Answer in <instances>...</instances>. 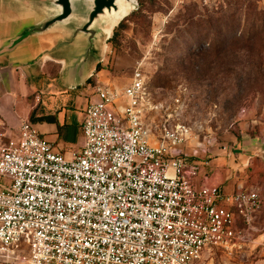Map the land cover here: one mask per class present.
Here are the masks:
<instances>
[{"label": "built area", "instance_id": "2783aa9c", "mask_svg": "<svg viewBox=\"0 0 264 264\" xmlns=\"http://www.w3.org/2000/svg\"><path fill=\"white\" fill-rule=\"evenodd\" d=\"M157 113L137 67L122 91L97 88L71 159L28 121L0 141V263L198 264L206 250L243 251L264 192L196 186L214 141L189 147L191 127Z\"/></svg>", "mask_w": 264, "mask_h": 264}, {"label": "rangeland", "instance_id": "374dc122", "mask_svg": "<svg viewBox=\"0 0 264 264\" xmlns=\"http://www.w3.org/2000/svg\"><path fill=\"white\" fill-rule=\"evenodd\" d=\"M105 22L100 18L96 29ZM120 23L110 37L100 32L108 69L122 87L139 67L159 108L149 120L184 122L194 133L189 147L207 140L264 142V0H137ZM236 42L225 59L200 60L201 46ZM243 252L211 249L198 264H241Z\"/></svg>", "mask_w": 264, "mask_h": 264}, {"label": "crops", "instance_id": "0c3cea01", "mask_svg": "<svg viewBox=\"0 0 264 264\" xmlns=\"http://www.w3.org/2000/svg\"><path fill=\"white\" fill-rule=\"evenodd\" d=\"M48 18L32 0H0V137L17 136L28 121L55 152L71 159L82 150L81 123L97 88L122 91L132 75L119 86V77L108 69L107 44L98 37L89 51L87 36H73V28L79 26L75 18L25 35ZM263 143L241 138L228 146L214 145L209 156L197 157L195 185L214 187L228 196L239 191L263 193ZM4 183L0 177V185ZM236 224L242 227L241 221ZM251 239L241 264H264V207Z\"/></svg>", "mask_w": 264, "mask_h": 264}, {"label": "water", "instance_id": "95a60500", "mask_svg": "<svg viewBox=\"0 0 264 264\" xmlns=\"http://www.w3.org/2000/svg\"><path fill=\"white\" fill-rule=\"evenodd\" d=\"M40 5L49 15L41 25L32 27L25 35L44 32L56 24H63L71 19H77L79 26L73 28L75 37L83 34L88 37L89 51L93 41L101 38V31L96 29L100 18H104L105 10L116 9V0H32ZM103 33V32H102Z\"/></svg>", "mask_w": 264, "mask_h": 264}, {"label": "bare ground", "instance_id": "6f19581e", "mask_svg": "<svg viewBox=\"0 0 264 264\" xmlns=\"http://www.w3.org/2000/svg\"><path fill=\"white\" fill-rule=\"evenodd\" d=\"M115 5L116 9L104 12L106 22L102 32L107 37H110L114 28L135 10L137 0H116Z\"/></svg>", "mask_w": 264, "mask_h": 264}, {"label": "trees", "instance_id": "16d2710c", "mask_svg": "<svg viewBox=\"0 0 264 264\" xmlns=\"http://www.w3.org/2000/svg\"><path fill=\"white\" fill-rule=\"evenodd\" d=\"M189 19L187 18L186 19V21H185V23H191L192 21H189ZM123 22V21H122ZM123 25H122V23H120L119 25H118V28H121ZM115 34L116 33H113V36L115 37ZM238 42H236V43H234V45L231 47L229 44H226L224 47H223V49H222V47L221 46H218V45H216V46H213V48L211 49V50H205L202 46L200 47V52L198 53V55L200 54V60H203V56L204 55H207V56H212V54H214V56L216 57V58H221V57H223L224 59L227 57V55L229 54V53H233L234 52V50H236V49H238ZM215 47H217L216 48V50H214L215 49ZM197 54H196V56H198ZM146 85H147V83H146ZM147 90L150 92V89H149V87H148V85H147ZM151 93V92H150Z\"/></svg>", "mask_w": 264, "mask_h": 264}]
</instances>
